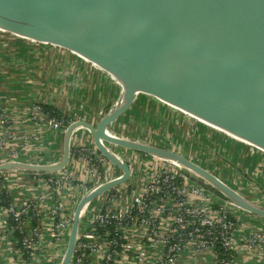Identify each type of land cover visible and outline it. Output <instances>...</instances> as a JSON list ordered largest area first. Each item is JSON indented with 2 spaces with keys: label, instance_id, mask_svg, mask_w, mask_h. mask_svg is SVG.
<instances>
[{
  "label": "water",
  "instance_id": "95a60500",
  "mask_svg": "<svg viewBox=\"0 0 264 264\" xmlns=\"http://www.w3.org/2000/svg\"><path fill=\"white\" fill-rule=\"evenodd\" d=\"M0 31L66 49L120 86L118 99L94 122L75 119L63 130L57 161L0 162V171H61L70 163L74 133L86 129L120 169L79 199L58 264H71L87 206L130 179L128 151L155 157L264 219L263 203L183 152L110 132L148 95L264 152V0H0Z\"/></svg>",
  "mask_w": 264,
  "mask_h": 264
},
{
  "label": "crops",
  "instance_id": "0c3cea01",
  "mask_svg": "<svg viewBox=\"0 0 264 264\" xmlns=\"http://www.w3.org/2000/svg\"><path fill=\"white\" fill-rule=\"evenodd\" d=\"M119 94L120 86L109 75L74 53L0 31V106L7 110L11 117L7 125H3L0 119V130L15 136L13 141H10V147L20 152L17 156L19 160L48 163L61 157L62 132L34 125L24 113L23 106L33 102H44L57 105L68 118L94 122L100 113L115 103ZM134 110H147L153 119L152 125L160 128L155 131H159L163 138L154 139L146 135L143 137L141 134L137 136L136 133L125 131L118 126L121 120H130L129 115ZM111 131L177 149L218 174L248 197L264 204V200H259L256 196L261 194V198H264L263 151L154 97L140 95L131 110L111 128ZM164 136L177 143L172 145ZM82 145H94L86 129L77 130L72 139V147ZM199 151L206 157L203 162L195 156ZM127 154L132 162V174L130 183L122 188L132 185L133 189L140 191L148 179L146 162L156 165L159 161H153L139 152L128 151ZM111 172L108 178L121 174L117 167ZM65 173L75 174L80 180H85V174L75 165L70 164L66 170L56 172L55 175L61 177ZM7 175L9 189L14 199L37 200L38 210L45 215L42 219L36 264H58L66 248L67 238L52 236L55 221L51 218V212L57 205L65 212L66 218L71 217L79 199L86 191L83 182L65 185L58 190L41 177L15 171H8ZM234 215L238 223L235 235L238 252L233 264H264V247L247 244L250 233L259 231L264 234V219L238 208L235 209ZM2 216L3 209L0 207V220ZM170 226L171 222L166 220L161 229L162 233L168 232ZM138 236L139 233L137 235V231L133 230L127 239L137 242ZM16 240L11 234L0 237V264H21L22 259L18 253ZM145 247L147 254L144 261L140 260L139 250L134 248L123 251L117 264H158L161 248L149 242ZM92 262L99 263L98 254H93ZM175 264L218 262L216 254L211 251L201 253L185 248Z\"/></svg>",
  "mask_w": 264,
  "mask_h": 264
},
{
  "label": "built area",
  "instance_id": "2783aa9c",
  "mask_svg": "<svg viewBox=\"0 0 264 264\" xmlns=\"http://www.w3.org/2000/svg\"><path fill=\"white\" fill-rule=\"evenodd\" d=\"M0 109H2L0 110L1 122L7 125L11 119L10 114L2 107ZM22 109L34 125L56 132H63L74 120H69L65 114L61 118L51 114L43 107V103L39 102L29 103ZM110 132L113 133L111 130ZM14 138V135L0 130V162L19 160L17 156L20 152L10 147V141ZM144 155L159 162L156 165L146 162L148 179L140 191L133 189L132 185L122 188L130 183L129 179L126 183L99 196L87 206L71 263L75 259V264H83L85 261L87 264H93L92 260L88 261L90 254L92 258L93 254H98V264H111V259L117 264L123 251L134 248L139 250L140 260L144 261L147 254L145 245L149 242L162 250L158 264H175L185 248L201 253L211 251L216 254L218 264H233L232 260L218 259L208 237L221 240L228 251L237 253L235 235L238 223L234 215L237 208L222 201L178 169L155 157ZM70 164L79 167L85 174L84 181L77 175L68 173L61 177L56 176V172L49 173L47 177L40 176L43 174L29 175L41 177L58 190L65 185H76L82 181L87 191L97 183L110 179L108 177L112 169L116 167L94 145L72 147ZM67 167L61 171L66 170ZM7 173L8 171H0V194L5 192L8 198L7 205H3V200L0 198V207L3 209L0 237L4 234L16 237L18 253L22 259L21 264H36L42 227L39 229L33 225L34 215L31 214L30 207L34 206L35 215L38 216L41 225L45 215L38 210L37 200L14 199L7 182ZM90 183L93 184L91 187H89ZM51 218L55 221L52 236L54 238L65 236L68 240L72 217L66 218L65 212L56 205L51 212ZM166 220L171 222V226L168 232L162 233L161 229ZM110 223H115L117 228L123 230L126 242L121 244V250L115 247L111 252L108 241L110 231L104 234L99 232L102 227H108ZM133 230L137 231V235L139 233L137 242L127 239L128 234ZM247 244L264 247V234L259 231L250 233ZM26 253H31V262L26 261Z\"/></svg>",
  "mask_w": 264,
  "mask_h": 264
},
{
  "label": "trees",
  "instance_id": "16d2710c",
  "mask_svg": "<svg viewBox=\"0 0 264 264\" xmlns=\"http://www.w3.org/2000/svg\"><path fill=\"white\" fill-rule=\"evenodd\" d=\"M43 107L47 111H49L51 114H53V115H55V116H57L59 118L64 116L63 111L59 107H56V106H53V105H49V104H43ZM69 120H71V118H69ZM49 175L50 174H43V175H40V176L47 177ZM92 185L93 184L90 183L89 187H91ZM0 198L3 200L2 204L3 205H7L8 198L6 197L5 192H2L0 194ZM30 211H31V214L34 215L33 216V225L36 226L37 228L41 229V227H42L41 221L39 220L38 216L35 215V211H34V206L33 205L30 207ZM107 226L108 227H105V228L102 227L99 232L104 234L105 232L110 231L111 234L108 236V241L110 242V247H111L110 251L113 252L112 249H114L115 247L118 250H121L122 249L121 244L126 242V239L123 237V235H124L123 234V230L117 228V225L115 223H110ZM204 229H206V228H204ZM208 238L210 240L211 247L217 253L219 260H222V259L232 260V261L234 260V258L237 255V253L235 251H231V252H230V250L228 251L223 246L221 240H215L214 237H208ZM76 255H77V253H76ZM31 256H32L31 253H26L25 258H26L27 262H31L32 261ZM89 258L90 259H88V261H91L92 260V254H90ZM75 262L76 261L74 259V262L71 263V264H75ZM110 262H111V264H116L113 259H111ZM83 264H87L86 261Z\"/></svg>",
  "mask_w": 264,
  "mask_h": 264
},
{
  "label": "rangeland",
  "instance_id": "374dc122",
  "mask_svg": "<svg viewBox=\"0 0 264 264\" xmlns=\"http://www.w3.org/2000/svg\"><path fill=\"white\" fill-rule=\"evenodd\" d=\"M129 118H131V119L125 120V121L121 120L122 122L118 123V126H121L123 128V130H125V131L133 132L134 134L136 133L135 135H137V136H139V134H141L142 136L146 135V137L154 138V139L155 138L156 139L163 138V137H161L163 135L160 134L159 131L158 132L155 131V129L159 130L160 128L156 127L155 125H152L153 119L150 117L147 110H143V111L142 110H139V111L134 110V112L129 115ZM119 132H121V129ZM130 134H132V133H130ZM143 137H145V136H143ZM164 137H165V139L167 138L168 141H170V143L172 145L177 143L176 141L172 142V140L168 136H164ZM195 156L200 161H202L206 158V157H204V154L202 153V151L196 152ZM218 165H220V164L218 163ZM218 167L220 168L221 166H218ZM252 170H254V169H252ZM256 172L259 173L258 171H256ZM85 190H86V188H85ZM256 196L258 197L257 199L264 200V198H261L262 197L261 194H259V195L256 194Z\"/></svg>",
  "mask_w": 264,
  "mask_h": 264
}]
</instances>
